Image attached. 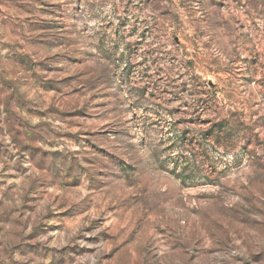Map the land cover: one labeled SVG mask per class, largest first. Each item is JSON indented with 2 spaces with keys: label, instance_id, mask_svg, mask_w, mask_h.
Here are the masks:
<instances>
[{
  "label": "rangeland",
  "instance_id": "rangeland-1",
  "mask_svg": "<svg viewBox=\"0 0 264 264\" xmlns=\"http://www.w3.org/2000/svg\"><path fill=\"white\" fill-rule=\"evenodd\" d=\"M0 264H264V0H0Z\"/></svg>",
  "mask_w": 264,
  "mask_h": 264
}]
</instances>
